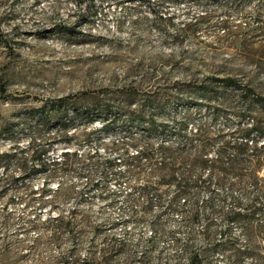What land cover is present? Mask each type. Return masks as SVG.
I'll return each mask as SVG.
<instances>
[{
	"label": "rangeland",
	"instance_id": "1",
	"mask_svg": "<svg viewBox=\"0 0 264 264\" xmlns=\"http://www.w3.org/2000/svg\"><path fill=\"white\" fill-rule=\"evenodd\" d=\"M157 1L0 0V154L20 165L38 163L36 152L46 150L42 168L23 179L16 165L9 166L17 190L0 186V264H186L175 259L169 239L161 237L184 231L180 214L153 208L134 221L137 206L129 207L124 199L127 182L100 171L87 177L91 164L117 158L104 151L102 142L118 136L87 120L84 110L98 95L102 104L124 102L118 92L125 88L131 109L146 108L157 89L171 88L173 94L178 87L184 95L212 72L226 74L216 67L239 69L234 78L242 84L252 75L255 84L264 85V71H255L248 50L214 45L207 23L191 36L174 38L172 30L188 22L183 8L171 3L158 8L159 18H174L167 31L150 14ZM255 5L248 4L243 13ZM195 12L201 16L205 9ZM248 40L256 50L260 38ZM260 58L264 65V54ZM197 105L194 120L204 119L211 106ZM184 110L177 107L176 116ZM168 111L174 114L167 106L156 110V122ZM223 118L234 120L229 111ZM66 159H73L67 171L53 165ZM4 173L0 167V178ZM155 218L162 233L151 228Z\"/></svg>",
	"mask_w": 264,
	"mask_h": 264
},
{
	"label": "trees",
	"instance_id": "2",
	"mask_svg": "<svg viewBox=\"0 0 264 264\" xmlns=\"http://www.w3.org/2000/svg\"><path fill=\"white\" fill-rule=\"evenodd\" d=\"M253 2L255 8L243 13ZM164 3L182 6V15L188 20L172 30L174 38L191 36L200 24L207 23L213 29L214 45L233 52L248 50L246 58L255 63V71H264L260 58L264 54V0H158L150 5V14L155 25L168 31L173 16L157 15ZM199 7L205 9L201 16L195 14ZM251 37L260 38L256 50L247 44ZM230 67L212 68L226 74L218 77L215 75L220 72H212L215 74L184 95L178 87L173 94L168 92L171 88L157 89L147 102L151 111L131 109L126 103L128 88L118 92L124 102L102 104L98 95L84 110L87 120L98 121L102 131L118 136L102 142L104 151L117 158L106 157L91 164L87 177L100 171L104 177L113 175L115 180L127 182L129 192L124 199L129 207L137 206L132 211L134 221L153 208L180 214L184 231L161 237L169 239L175 259L186 264H264V85L255 84L252 75L246 83L238 82L234 74L239 69ZM198 102L211 108L205 110L204 119L194 120L192 109ZM162 106L172 108L174 114L168 111L165 120L162 116L157 123L153 114ZM177 107L185 109L178 117ZM53 110L49 107L46 111L51 114ZM224 111L234 120L222 119ZM219 119L222 124H218ZM134 130L136 136L132 135ZM45 152H36L38 163L20 165L13 164L9 155L0 154V167L5 172L0 186L17 190L19 184L7 174L9 166L16 165L23 179L42 168L39 161ZM53 165L67 171L73 159ZM91 185L89 180L88 190ZM150 225L162 233L160 219H153ZM196 225L201 226L199 232ZM232 226L239 231L238 236ZM214 256L219 262L212 263Z\"/></svg>",
	"mask_w": 264,
	"mask_h": 264
}]
</instances>
